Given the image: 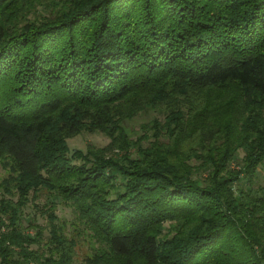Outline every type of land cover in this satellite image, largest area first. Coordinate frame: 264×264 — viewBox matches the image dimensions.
<instances>
[{"label": "trees", "instance_id": "16d2710c", "mask_svg": "<svg viewBox=\"0 0 264 264\" xmlns=\"http://www.w3.org/2000/svg\"><path fill=\"white\" fill-rule=\"evenodd\" d=\"M263 163L264 0H0V264H264Z\"/></svg>", "mask_w": 264, "mask_h": 264}, {"label": "rangeland", "instance_id": "374dc122", "mask_svg": "<svg viewBox=\"0 0 264 264\" xmlns=\"http://www.w3.org/2000/svg\"><path fill=\"white\" fill-rule=\"evenodd\" d=\"M164 115L165 109H161V111L148 109L145 112L139 113L134 118L128 120L126 122V127L128 128L132 138L136 140L139 136H143L145 128L152 125L154 121L153 119L155 117H158V119L163 121ZM110 140V137L105 135L104 133L83 130L79 134L69 138L68 142L72 151L75 149H82L86 151L89 147L93 146H107L110 143ZM117 151L118 149L114 150L113 153ZM242 157L243 152L240 151L238 159L233 162L234 167H239L238 164ZM2 170L3 169L0 170V174L4 175L5 172ZM260 185L264 186V163L259 168L254 184L250 187L257 189ZM52 200L57 204L56 213L59 216V221L66 227V232L78 239L77 263H79L82 258L91 255L93 251L98 248V244L88 234H84L81 232L77 233L79 225L77 222H75L76 219L75 214L72 211V207L67 203L61 202L58 198L49 197L48 193L45 190H42L38 200L36 201V204H38V206L40 207L45 208L51 203ZM25 213H28V216L23 220L24 226H27L30 220L40 225L47 224V218L43 214H41V212L35 206V203H30L28 206H26ZM26 230H30V228H26ZM30 231L32 232L33 230L31 229ZM48 234L49 232L48 230H46L45 236H48Z\"/></svg>", "mask_w": 264, "mask_h": 264}]
</instances>
